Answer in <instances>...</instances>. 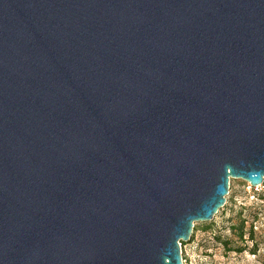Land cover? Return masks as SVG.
<instances>
[{
    "label": "water",
    "instance_id": "water-1",
    "mask_svg": "<svg viewBox=\"0 0 264 264\" xmlns=\"http://www.w3.org/2000/svg\"><path fill=\"white\" fill-rule=\"evenodd\" d=\"M264 184V0H0V264H184Z\"/></svg>",
    "mask_w": 264,
    "mask_h": 264
},
{
    "label": "rangeland",
    "instance_id": "rangeland-1",
    "mask_svg": "<svg viewBox=\"0 0 264 264\" xmlns=\"http://www.w3.org/2000/svg\"><path fill=\"white\" fill-rule=\"evenodd\" d=\"M243 220L247 231L255 227V242L247 240L244 244L233 232ZM217 237L232 238L235 246L246 245L248 251L227 254ZM253 245L255 255L249 251ZM181 252L184 264H264V194H254L247 182L231 179L225 207L211 222L195 223L191 240L181 245Z\"/></svg>",
    "mask_w": 264,
    "mask_h": 264
},
{
    "label": "trees",
    "instance_id": "trees-1",
    "mask_svg": "<svg viewBox=\"0 0 264 264\" xmlns=\"http://www.w3.org/2000/svg\"><path fill=\"white\" fill-rule=\"evenodd\" d=\"M254 226L252 225L250 227V229L247 231V228H246V222L243 220V221H240L238 223V225L236 227H233V232L235 233V235L237 236V238L239 239V241L241 242H246L247 240L251 241V242H255V232H254ZM246 231H247V238L246 239ZM217 241L223 246V249L225 251V253H230V252H235V253H243L245 251H248V247L246 245L244 246H235L234 243H233V239L232 238H228V239H224V238H220V237H217ZM182 245H184L183 242H181ZM246 244V243H244ZM254 245L251 249H249V251L252 253V254H256V250L254 249Z\"/></svg>",
    "mask_w": 264,
    "mask_h": 264
},
{
    "label": "built area",
    "instance_id": "built-area-1",
    "mask_svg": "<svg viewBox=\"0 0 264 264\" xmlns=\"http://www.w3.org/2000/svg\"><path fill=\"white\" fill-rule=\"evenodd\" d=\"M250 188L253 189L254 194H258V195L264 194V184H262L256 188H253L250 186Z\"/></svg>",
    "mask_w": 264,
    "mask_h": 264
}]
</instances>
